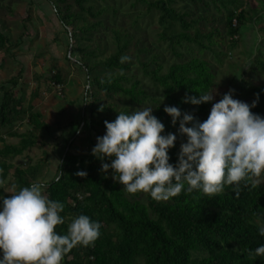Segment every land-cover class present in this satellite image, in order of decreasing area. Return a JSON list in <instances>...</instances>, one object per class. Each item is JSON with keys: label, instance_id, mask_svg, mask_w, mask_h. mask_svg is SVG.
<instances>
[{"label": "trees", "instance_id": "obj_1", "mask_svg": "<svg viewBox=\"0 0 264 264\" xmlns=\"http://www.w3.org/2000/svg\"><path fill=\"white\" fill-rule=\"evenodd\" d=\"M46 1L59 25L66 32L71 29L73 40L92 41L93 32L103 23L100 17L104 10L86 5V0ZM187 1L211 7L218 14L224 13L222 21L218 22L207 12L192 16L178 10L176 0H134L137 5L158 12L159 39L167 41L173 57V62L164 68L154 57H150L149 62H139L141 77L160 93V100L152 97L141 79L128 73V61L121 62L129 43L127 34L112 30L116 51L104 59H97L87 43L78 45L80 66L96 90L108 99L116 96L136 106L145 102L151 104L152 114L165 126L164 134H176L179 127V118L173 124L171 117L163 111L165 105L178 106L182 115L191 111L194 118L206 119L212 101L199 105L183 101L186 94L198 96V92H210L213 86L214 71L201 55L209 52L217 58L224 46L233 48L246 23L264 12V5L258 9L243 8V0ZM5 42L6 38L0 33V49ZM253 65L264 76V55L254 57ZM100 69L107 73L96 74ZM19 78L20 73L7 81L10 88L1 87L0 100V182L11 172L13 190L39 178L45 164L46 141L43 137L51 132L31 102L24 103L13 92ZM52 82L63 84L58 74L52 76ZM244 85L250 96L248 103L258 96V102L251 110L264 116V83L245 81ZM92 98L94 100L83 109V114L89 116L85 124L89 137L87 152L66 151L57 165L55 178L43 184L49 198L64 204L60 213L64 222L55 226L58 233H65L72 219L83 213L100 222V235L89 246H74L60 264H264V256H254V249L264 243V235L258 231L264 226V184L255 183L256 176L246 177L238 188L226 185L222 192L214 194L182 190L168 200L158 201L147 192L128 193L112 179L111 170L101 171V160L91 154V149L96 138L105 132L104 121L114 120L116 112L129 109L116 110V104L103 105L94 96ZM102 106L111 117L93 120L92 116ZM23 120L30 129L15 133L16 124ZM2 133L16 137L17 143H5ZM185 141L183 136L168 150L170 163L175 165L180 144ZM33 148L43 150V159L25 168L11 163L15 157ZM104 162L110 160L106 158ZM78 170L86 171L87 175L77 176ZM10 194L0 187V195Z\"/></svg>", "mask_w": 264, "mask_h": 264}, {"label": "clouds", "instance_id": "obj_2", "mask_svg": "<svg viewBox=\"0 0 264 264\" xmlns=\"http://www.w3.org/2000/svg\"><path fill=\"white\" fill-rule=\"evenodd\" d=\"M130 59L121 56V62ZM233 91L212 103L202 121L188 112L182 115L176 105L164 106L173 124L179 118L178 132L186 137L175 165L169 162L168 150L176 134H164L165 126L150 106L116 112L114 120H105V132L96 138L91 154L101 160V171L111 170L112 179L126 192H147L158 201L182 190L214 194L226 185L238 188L246 177L264 174V116L251 110L258 96L248 103L235 98ZM198 93L186 94L183 101L209 102L216 90ZM106 158L110 162H104ZM75 174L85 177L87 172ZM45 187L34 181L0 195V264H60L74 246H89L99 237L100 222L83 213L72 219L65 233H58L55 226L64 222V204L49 198ZM258 231L264 235V226ZM254 256H264V243L254 249Z\"/></svg>", "mask_w": 264, "mask_h": 264}, {"label": "rangeland", "instance_id": "obj_3", "mask_svg": "<svg viewBox=\"0 0 264 264\" xmlns=\"http://www.w3.org/2000/svg\"><path fill=\"white\" fill-rule=\"evenodd\" d=\"M86 1V5L104 10L100 17L103 23L93 32L92 41L89 42L73 40L70 37L71 29L68 28L66 32L59 25L46 0H0V33L7 40L0 49V100L1 87L10 88L7 81L20 73L13 92L24 103L30 101L34 111L40 113L43 121L51 128L50 134L43 137L46 141L45 164L37 179L42 183L55 178L57 165L66 151L75 154L87 152L89 137L85 124L89 116L88 113L83 114V109L94 100L92 96L103 105L116 104V110L123 107L129 110L152 107L146 102L136 106L116 96L108 99L98 92L80 66L78 45L87 43L97 59H104L116 51L112 30L127 34L129 43L123 52L131 57L127 62V71L141 79L146 90L159 100L160 93L141 77L139 62H149L150 57H154L163 68L173 62L167 41L159 39L161 26L157 21L158 12L137 5L134 0ZM263 5L264 0H243V8L247 10L258 9ZM175 7L189 12L192 16L210 13L218 22L222 21L224 15L216 13L211 7L193 5L187 0H176ZM236 41L231 49L227 46L221 48V55L217 58L209 52L201 55L214 71L210 92L214 93L216 90V93L212 103L218 101L229 89L234 90L235 98L248 102L250 96L244 82L264 83V76L253 65L254 57L264 55V12L246 23ZM138 50H141V53ZM106 73L107 70L96 71L100 76ZM54 74L61 77L63 84L52 82ZM188 113L194 116L191 111ZM110 117L111 113L107 110H100L92 119ZM29 129L26 120H23L16 124L14 131L21 134ZM1 137L7 144H16L18 141L16 137L4 133ZM182 137L183 135L177 132L174 142L179 143ZM69 142L71 144L68 147ZM42 151L30 149L15 157L11 163L25 168L28 164L43 159ZM253 181L264 184V174L254 177ZM0 187L7 194L13 191L11 172L0 182Z\"/></svg>", "mask_w": 264, "mask_h": 264}]
</instances>
